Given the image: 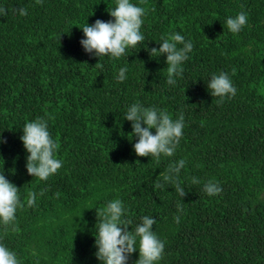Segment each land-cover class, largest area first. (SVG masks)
Wrapping results in <instances>:
<instances>
[{
    "label": "trees",
    "instance_id": "1",
    "mask_svg": "<svg viewBox=\"0 0 264 264\" xmlns=\"http://www.w3.org/2000/svg\"><path fill=\"white\" fill-rule=\"evenodd\" d=\"M130 2L147 9L145 41L116 59L86 53L80 43L86 23L113 19L108 11L116 0H0L7 9L0 16V136L6 139L0 173L20 188L25 205L15 213L19 231L9 226L5 234L0 224V242L20 264H100L97 212L120 199L129 230L145 215L157 220L153 230L165 243L157 264H264V0ZM19 8L28 15L14 11ZM241 11L248 24L234 34L226 20ZM177 32L193 49L182 77L169 85L166 55L151 56L150 49ZM99 61L102 68L95 67ZM220 72L237 90L222 104L207 87ZM137 101L173 119L183 112L174 156L157 163L136 155L137 138L124 118ZM37 117L47 120L63 161L46 181L27 173L29 153L20 139L25 123ZM180 159L186 160L179 173L183 198L163 181ZM209 180L222 188L219 194L203 191ZM157 181L162 189H154ZM29 191L37 193L32 207ZM138 258L137 251L128 264Z\"/></svg>",
    "mask_w": 264,
    "mask_h": 264
},
{
    "label": "clouds",
    "instance_id": "2",
    "mask_svg": "<svg viewBox=\"0 0 264 264\" xmlns=\"http://www.w3.org/2000/svg\"><path fill=\"white\" fill-rule=\"evenodd\" d=\"M36 4H42L43 0H35ZM144 0H141L143 3ZM21 16H27V8L14 9ZM113 18L107 22L97 19L94 24L88 23L82 28L84 39L80 41L86 53L97 57L111 56L119 59L126 54L129 48L135 49L145 41L141 32L144 23L143 17L147 14L145 7L136 6L130 0H116V7L108 11ZM7 9L0 7V16H6ZM248 24V14L241 11L235 17L226 20L230 32L238 34ZM159 50L150 49L151 56L166 55L167 83L176 84V77H182L184 69L182 64L189 59L188 53L193 49L191 40L185 41L180 33L169 34L162 37ZM183 45V47H178ZM95 67L102 68V64L96 63ZM127 67L120 68L117 79L123 82L127 76ZM208 89L213 97H218V103H224L226 98L236 95V88L229 75L220 72L213 74L207 83ZM127 121L131 122L132 137L137 138L134 151L139 157H152L159 163L161 156L172 157L175 155L183 136L184 115L179 114L178 119H173L166 111L159 110L155 106L144 107L139 101L132 104L125 115ZM143 125V126H142ZM155 129V134L151 131ZM20 139L29 155L27 156V173L33 177L46 181L50 176L56 174L63 165V161L56 155L59 144L52 138L48 130V122L42 117L26 122ZM6 143V139L0 136V144ZM186 165L185 159L169 164L163 175L164 183L174 185L175 191L181 198L186 196L185 188L179 181V173ZM193 184L200 183L196 177H192ZM164 183L155 182L154 189H162ZM203 191L208 196H214L222 191V188L213 180L204 183ZM41 190L39 195H43ZM37 193H27V206L35 205ZM24 203L20 199V188L6 179L4 172L0 173V224L3 225L5 234L9 231H19L15 225L17 209H22ZM178 211H183L180 204ZM97 212V211H96ZM127 208L120 199L109 201L106 208L97 212L100 219L98 233L95 236L97 247L96 257L103 264H128L130 256L137 252L139 258L135 264H157L164 256L165 243L158 238L153 230L157 220L145 215L141 223L129 230L132 221L124 218ZM176 223H180V217L174 216ZM137 238L139 247L137 248ZM35 255V253H33ZM0 264H20L16 252L10 250L4 243L0 242ZM38 264V262H37Z\"/></svg>",
    "mask_w": 264,
    "mask_h": 264
}]
</instances>
